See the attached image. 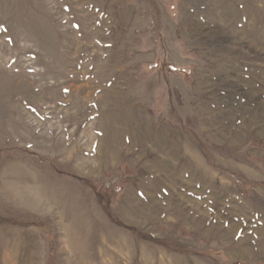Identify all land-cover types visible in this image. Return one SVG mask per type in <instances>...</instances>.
Segmentation results:
<instances>
[{
  "label": "rangeland",
  "instance_id": "rangeland-1",
  "mask_svg": "<svg viewBox=\"0 0 264 264\" xmlns=\"http://www.w3.org/2000/svg\"><path fill=\"white\" fill-rule=\"evenodd\" d=\"M0 264H264V0H0Z\"/></svg>",
  "mask_w": 264,
  "mask_h": 264
}]
</instances>
